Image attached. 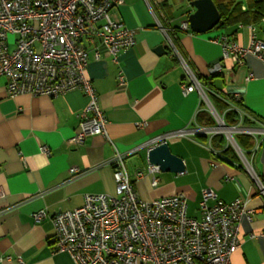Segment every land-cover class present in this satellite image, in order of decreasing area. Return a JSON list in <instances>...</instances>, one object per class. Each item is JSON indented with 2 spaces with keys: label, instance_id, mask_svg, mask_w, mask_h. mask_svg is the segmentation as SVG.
Wrapping results in <instances>:
<instances>
[{
  "label": "crops",
  "instance_id": "obj_1",
  "mask_svg": "<svg viewBox=\"0 0 264 264\" xmlns=\"http://www.w3.org/2000/svg\"><path fill=\"white\" fill-rule=\"evenodd\" d=\"M190 1L124 0L113 10V19L137 30L136 43L117 56L102 47L100 58L88 46L86 75L107 117L106 135L72 141L90 100L82 90L54 97L12 95L8 78L0 76V264H73L67 252L54 249L53 216L83 205L87 193L116 195L111 140L127 154V167L142 199L182 192L189 215L199 217L205 188L225 201L245 198L254 212L251 219L241 218V244L231 264H264V194L256 179L264 184V61L248 52L237 62L224 56L223 43L226 38L247 46L254 36L264 41V21L235 22L197 33L183 26L195 10ZM245 1L244 9L256 0ZM162 44L166 52L158 53ZM216 63L222 69L213 73ZM194 80L195 90L185 93L184 86ZM216 101L237 109L240 102L249 111V123L233 125L257 130L251 134L254 147H240L249 164L227 134L213 130L219 125L216 115L224 120ZM207 117L214 119V126L207 125ZM180 130L186 133L166 141L183 158L185 170L147 171L153 138ZM216 133L224 134L222 147L211 143ZM136 146L140 147L130 152ZM74 167L80 171L74 172ZM138 171L143 174L138 176ZM154 176L160 178L156 185ZM41 209L47 215L38 221L34 213Z\"/></svg>",
  "mask_w": 264,
  "mask_h": 264
},
{
  "label": "built area",
  "instance_id": "obj_2",
  "mask_svg": "<svg viewBox=\"0 0 264 264\" xmlns=\"http://www.w3.org/2000/svg\"><path fill=\"white\" fill-rule=\"evenodd\" d=\"M123 3L124 0H0V76L8 78V92L54 97L80 89L88 94L89 104L81 113V130L72 139L74 142L81 143L90 135H106L108 120L99 94L86 75L88 46L92 45L95 57L100 58L102 47L117 56L136 43L137 30L113 19V10ZM261 19L264 21V15ZM183 26L190 27L187 21ZM223 43L224 56L231 55L237 62H243L248 52L264 61V41L255 36L247 46L226 38ZM221 69L222 65L216 63L212 72ZM196 81L184 86V92L194 91ZM124 82L121 77L120 84ZM240 111L248 116L246 111ZM216 117L220 125L213 130L227 134L249 164L234 133L255 134L256 128L228 126L220 115ZM183 133L186 131L162 134L151 142L157 144ZM111 143L116 195L87 193L83 205L56 212L51 237L54 249L67 252L73 264H231L241 244V218L253 216L247 200L237 197L225 201L212 188H205L199 202L200 216L195 217L189 215L187 197L182 192L142 199L131 179L127 154L113 140ZM72 170L80 171L78 167ZM159 170L154 164L147 167L152 173ZM141 174L143 171L137 172ZM159 179L154 176L153 184ZM256 179L264 194V184L257 176ZM46 215V209L34 213L38 221Z\"/></svg>",
  "mask_w": 264,
  "mask_h": 264
},
{
  "label": "trees",
  "instance_id": "obj_3",
  "mask_svg": "<svg viewBox=\"0 0 264 264\" xmlns=\"http://www.w3.org/2000/svg\"><path fill=\"white\" fill-rule=\"evenodd\" d=\"M214 2L216 3L222 15L220 22L214 28L224 27L235 22L252 23L260 20L264 13V2L261 0H256L254 3L249 4L245 9L243 8V0H214ZM215 105L217 110L224 113V120L226 124L230 126L237 125L240 122L249 123L250 121L248 118L249 116L241 114L240 109L247 111L248 113L249 111L240 102H237L236 104L240 109L235 107L231 108L229 107L230 104L221 105L217 101ZM200 114L203 116L204 114L206 115V112H201ZM206 123L209 126L215 125L214 119L208 117ZM236 139L240 147L245 150H249L250 148L254 147L255 140L251 134L237 133ZM223 142H225L223 133H216L211 138V143L215 147H222ZM228 147L225 149V151L229 150Z\"/></svg>",
  "mask_w": 264,
  "mask_h": 264
},
{
  "label": "water",
  "instance_id": "obj_4",
  "mask_svg": "<svg viewBox=\"0 0 264 264\" xmlns=\"http://www.w3.org/2000/svg\"><path fill=\"white\" fill-rule=\"evenodd\" d=\"M190 3L195 10L189 14L187 22L194 32H207L220 22L222 15L214 0H191ZM156 50L158 53L166 52L163 44L159 45ZM147 157L150 164L157 165L163 171L182 172L185 170L183 158L172 152L168 141L151 144Z\"/></svg>",
  "mask_w": 264,
  "mask_h": 264
},
{
  "label": "rangeland",
  "instance_id": "obj_5",
  "mask_svg": "<svg viewBox=\"0 0 264 264\" xmlns=\"http://www.w3.org/2000/svg\"><path fill=\"white\" fill-rule=\"evenodd\" d=\"M245 1V0H244ZM246 2V1H245ZM217 119H219V118H217ZM218 127V126H217ZM221 130V129H220ZM222 131V130H221ZM171 173V172H170Z\"/></svg>",
  "mask_w": 264,
  "mask_h": 264
}]
</instances>
